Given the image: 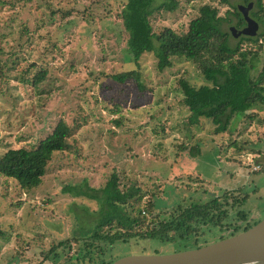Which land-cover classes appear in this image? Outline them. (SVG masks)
<instances>
[{"label": "rangeland", "instance_id": "obj_1", "mask_svg": "<svg viewBox=\"0 0 264 264\" xmlns=\"http://www.w3.org/2000/svg\"><path fill=\"white\" fill-rule=\"evenodd\" d=\"M178 1L175 11L154 14L156 33L165 27L186 32L204 5L218 7L221 16L231 10L218 0ZM120 11L115 0H0V157L10 149L36 148L60 120L70 127L66 151L55 155L39 188L22 190L0 175V264H67L79 250L69 240L73 230L93 223L85 210L98 209L96 200L68 189L101 188L112 174L121 187L141 189L144 230L171 222L178 206L198 192L206 193L201 199L215 195L226 204L227 222L244 225L242 211L249 222L264 219V105L237 115L226 133L216 134L207 120L191 124L179 103L181 78L195 87L208 84L191 61L174 59L159 71L154 55L146 54L139 61L143 89L135 80L115 82L112 76L135 67ZM259 56L264 59V47ZM27 66L34 67L29 75ZM39 70L47 71L42 84L24 83ZM196 146L201 153L193 158L189 150ZM235 197L246 199L232 209ZM67 240L55 259L50 250ZM207 241L219 240L215 233ZM180 251L179 243L133 240L117 243L106 258Z\"/></svg>", "mask_w": 264, "mask_h": 264}, {"label": "trees", "instance_id": "obj_2", "mask_svg": "<svg viewBox=\"0 0 264 264\" xmlns=\"http://www.w3.org/2000/svg\"><path fill=\"white\" fill-rule=\"evenodd\" d=\"M115 1L121 7L117 16L128 34L127 51L135 64L133 69L112 76L115 82L125 84L135 80L143 89L139 61L146 54L154 55L159 71L171 68L174 59L191 61L208 84L195 87L187 79L181 78L179 87L183 98L179 103L189 110L191 124L207 120L215 126L216 134L226 133L233 119L238 118L237 115H247L254 108L264 105V59L260 61L259 58V50L264 47V31H258L254 37L233 36L231 27L242 30L247 25L239 10L240 5L232 6L229 0H218L219 4L231 8L226 16L220 15L218 7L204 5L186 32L178 33L165 27L156 33L152 24L154 14L175 11L179 6L178 0ZM239 1L243 6L253 4L249 15L259 24V30H264V0ZM61 14L68 17L70 12L61 11ZM225 24L233 26L226 31ZM24 38L22 35L17 48L23 49L21 41ZM232 38L239 39L236 45L231 44ZM244 42L248 46L244 47ZM258 60L260 66L256 65ZM33 69L27 66L24 74L29 75ZM46 74V70H39L23 81L37 88L45 81ZM0 75L4 77L5 72L0 71ZM115 123L117 126L122 125L119 120ZM69 133L67 122L60 120L53 132L36 148L8 150L0 157V175L15 180L22 190L33 191L39 188L55 155L66 151ZM189 152L193 158L201 153L199 146L191 148ZM68 190H72L73 195L78 197L96 200L98 209L90 213L94 217L93 223L87 228L77 227V232L83 231V238L87 241L79 243V237L72 238L74 243L79 244V250L75 256L67 259V264H112L116 260L106 258L109 249L117 242L127 243L132 240L148 239L173 245L179 243L184 250L201 248L210 244L206 237L211 229L217 228L223 234L229 232V235L218 238L222 240L247 231L261 221L249 222L248 214L242 211L238 215L246 221L244 225L235 223L224 226L223 221L229 214L226 204L221 203L215 195L201 199V195L206 193L198 192L195 194L199 196L197 199L179 205L180 214L171 222L161 223L160 229L144 230V210L139 207L142 191L137 186L121 187L119 177L112 174L101 188ZM191 194L193 197L194 192ZM223 198L226 200L228 196L224 195ZM245 199L235 197L231 207L235 209ZM149 209H154V205ZM4 236L5 230L0 224V240ZM66 244L70 242L52 247L50 253L55 254V259L60 257L59 248Z\"/></svg>", "mask_w": 264, "mask_h": 264}, {"label": "water", "instance_id": "obj_3", "mask_svg": "<svg viewBox=\"0 0 264 264\" xmlns=\"http://www.w3.org/2000/svg\"><path fill=\"white\" fill-rule=\"evenodd\" d=\"M253 4L239 6L247 23L242 30L231 27L234 37H254L259 24L250 17ZM112 264H264V219L234 236L207 246L166 255H135L116 260Z\"/></svg>", "mask_w": 264, "mask_h": 264}, {"label": "flooded vegetation", "instance_id": "obj_4", "mask_svg": "<svg viewBox=\"0 0 264 264\" xmlns=\"http://www.w3.org/2000/svg\"><path fill=\"white\" fill-rule=\"evenodd\" d=\"M168 188H169L170 191L172 190L171 187H168ZM204 196H205V195H204ZM216 197H217V196H216ZM178 208H179V206H178ZM232 209H233V208H232ZM179 211H180V210H179ZM90 213H94V211L92 210V211H89V213H87L86 210H85V214H88V216L91 215ZM143 214H145V210H144ZM77 217H78V216H77ZM77 217H76V218H77ZM229 219H230V217H229V214H228V218L225 219V220L223 221V225H224V226H227V225H229V224H235V223H232L231 220H230L229 222H227V220H229ZM81 228H87V226H86V227H81ZM213 231H214V232L217 231V232H215L216 235H217V238H219V237L222 236V235H225V234L219 232V230H218L217 228H216V229H211V231L207 234L206 239H207L210 235L215 234V233H213ZM82 232H83V231H82ZM82 232L80 231V234H78V232H77V228H76V230H73L72 236H71V238H69V240L72 241V238L76 236V238L79 237V243H84V242H86V241H87L86 238H83V237L85 236V234L82 233ZM225 233H226V232H225ZM74 234H78V235H74ZM73 235H74V236H73ZM226 236H227V234H226ZM229 237H230V236H229ZM227 238H228V237H227ZM77 239H78V238H77ZM146 240H148V239H146ZM146 240H144V241H146ZM67 241H68V240H67ZM132 241H133V240H132ZM72 242H73V241H72ZM130 242H131V241H130ZM117 243H121V242H117ZM117 243H116V244H117ZM127 243H129V242H127ZM127 243H124V244H127ZM116 244H114V245L109 249L108 254L111 253V252L113 251V247H114Z\"/></svg>", "mask_w": 264, "mask_h": 264}]
</instances>
